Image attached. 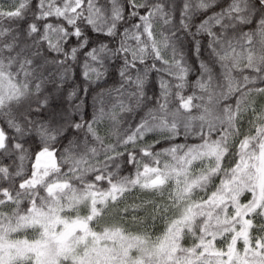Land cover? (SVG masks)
Segmentation results:
<instances>
[{
  "label": "snow or ice",
  "instance_id": "obj_1",
  "mask_svg": "<svg viewBox=\"0 0 264 264\" xmlns=\"http://www.w3.org/2000/svg\"><path fill=\"white\" fill-rule=\"evenodd\" d=\"M0 264H264V0H0Z\"/></svg>",
  "mask_w": 264,
  "mask_h": 264
},
{
  "label": "rangeland",
  "instance_id": "obj_2",
  "mask_svg": "<svg viewBox=\"0 0 264 264\" xmlns=\"http://www.w3.org/2000/svg\"><path fill=\"white\" fill-rule=\"evenodd\" d=\"M162 228H163V224H162V222L157 221L155 231H156L157 233H159V232L162 230Z\"/></svg>",
  "mask_w": 264,
  "mask_h": 264
},
{
  "label": "trees",
  "instance_id": "obj_3",
  "mask_svg": "<svg viewBox=\"0 0 264 264\" xmlns=\"http://www.w3.org/2000/svg\"><path fill=\"white\" fill-rule=\"evenodd\" d=\"M123 174H128V170L127 169H124L123 170Z\"/></svg>",
  "mask_w": 264,
  "mask_h": 264
}]
</instances>
